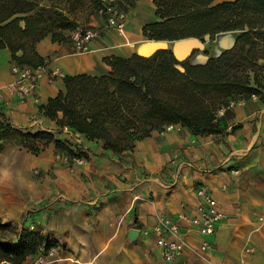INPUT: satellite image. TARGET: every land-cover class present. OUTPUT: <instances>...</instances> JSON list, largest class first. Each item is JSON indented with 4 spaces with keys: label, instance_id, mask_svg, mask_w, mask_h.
Returning a JSON list of instances; mask_svg holds the SVG:
<instances>
[{
    "label": "crops",
    "instance_id": "0c3cea01",
    "mask_svg": "<svg viewBox=\"0 0 264 264\" xmlns=\"http://www.w3.org/2000/svg\"><path fill=\"white\" fill-rule=\"evenodd\" d=\"M132 2L123 7L125 36L97 22L99 37L89 52L74 53L70 43L60 45L50 37L35 49L49 69L58 68L64 75H102L110 69L104 57L148 56L165 48L178 59L203 64L234 44V32L213 40L145 39L143 24L155 17L152 0ZM12 63L9 50L0 49V90L13 81ZM60 90L62 78L48 81L44 76L38 83V103L30 98L20 103L5 94L8 104L0 103V114L19 129L55 131L54 121L41 116L38 106ZM233 101L218 118L219 133L151 129L121 154L104 150L100 142L82 140L86 157L70 163L72 167L56 157L53 143L37 154L5 143L0 151V221L20 219L19 228L28 220L38 221L40 231L55 238L58 250L67 254L55 264H264V225L257 221L264 210V90ZM63 137L68 138L65 133ZM199 186L210 191L227 214L207 237L210 252L198 250L201 237L184 222L187 246L183 256L171 262L162 258L152 238L127 237L129 230L151 226L161 215L175 219L179 212L195 214Z\"/></svg>",
    "mask_w": 264,
    "mask_h": 264
},
{
    "label": "trees",
    "instance_id": "16d2710c",
    "mask_svg": "<svg viewBox=\"0 0 264 264\" xmlns=\"http://www.w3.org/2000/svg\"><path fill=\"white\" fill-rule=\"evenodd\" d=\"M152 2L156 20L143 25L146 39L203 40L234 32V45L203 64L179 60L163 48L148 56L104 57L103 62L110 67L106 74L64 75L63 90L38 106L41 116L54 121L55 131L19 129L0 114V151L10 142L37 154L53 143L70 159H84L82 148L63 137L64 127L81 141L100 142L113 154L131 151L135 141L149 135L147 127L179 124L193 135L219 133L215 113L233 99L223 104L219 98L260 93L257 70L264 68L258 64L264 60V0ZM99 5V0H93L92 13L104 25L97 14ZM73 27V19L61 9L43 6L40 0H0V49L7 48L12 62L19 66L45 64L36 44L50 37L52 42L68 45L63 31ZM137 123L145 126L138 136L133 132ZM9 227L0 221V229ZM55 246V238L23 224L13 237L0 236V264H24L27 256Z\"/></svg>",
    "mask_w": 264,
    "mask_h": 264
},
{
    "label": "built area",
    "instance_id": "2783aa9c",
    "mask_svg": "<svg viewBox=\"0 0 264 264\" xmlns=\"http://www.w3.org/2000/svg\"><path fill=\"white\" fill-rule=\"evenodd\" d=\"M128 1L132 2L134 0H99L100 5L97 9L99 18L103 20L105 27L113 29L120 36H125L124 27L127 11L123 7ZM99 33V29L95 26L88 28L77 26L70 35L72 52H89L91 50V42L99 37ZM10 71L13 75L12 83L5 86L3 90H0V103L3 105L8 104L5 99V94L15 98L20 103H25L29 98L32 99L33 102L38 103L39 95L37 89L39 80L44 76L47 77L48 81H52L56 77L62 78L64 76L63 72L58 68L49 69L47 63L37 66H19L12 63ZM251 96L255 97L256 94H251ZM234 104L233 100H229L225 106L218 108L215 113L216 118L222 116L225 111L231 109ZM181 128L179 124H168L164 129L180 130ZM63 131L65 135L73 138L78 144L81 142L80 137L66 127L63 128ZM56 157L70 167H72L70 163L79 164L83 161L80 157L70 159L63 153H56ZM176 158L177 155H174L173 159ZM232 172L235 175L239 174L238 170H232ZM34 173L37 174L38 172L35 170ZM195 194L200 199L199 204L195 208V214L187 216L183 212H179L175 219L161 215L156 219L153 225L138 230V234L143 238L153 239L155 244L159 247L161 256L165 261H174L183 256L185 252L187 244L182 236L183 227L181 222H184L188 228L195 229L201 237L198 245V250L200 252L206 253L213 249L207 237L215 232L217 224L224 220L227 214L212 193L205 187H197L195 189ZM257 221L260 225H264V210L259 214ZM28 223L29 220L24 225H27L29 230H34L35 225L32 222ZM39 232L42 233L40 230ZM57 251L58 247L55 246L48 249L45 255L37 254L35 256H27L24 264L46 263L48 261L47 258L57 253ZM178 264H186V262L181 260Z\"/></svg>",
    "mask_w": 264,
    "mask_h": 264
},
{
    "label": "rangeland",
    "instance_id": "374dc122",
    "mask_svg": "<svg viewBox=\"0 0 264 264\" xmlns=\"http://www.w3.org/2000/svg\"><path fill=\"white\" fill-rule=\"evenodd\" d=\"M40 4L43 5V6H49V7L59 8L66 15H68L71 19H73V21H74V27L72 29L64 30L63 31L64 34L66 36H68V41L69 42H70V35H71L72 31L77 26L83 27V28H88V27H91V26L97 27L98 20L94 18L93 13H92L93 0H40ZM152 4H153V2H152ZM153 6H154V4H153ZM154 10H155V6H154ZM154 16H155V14H154ZM153 20H156V16L154 17ZM153 20H150V21H153ZM145 23H147V22H145ZM215 37L213 39H215ZM213 39H210V40H213ZM69 42H68V44H69ZM136 54H138V53H136ZM258 64L260 66L263 65L264 64V60H259L258 61ZM178 69H181V68H178ZM257 74H259L258 75V80H260L259 81L258 88L261 87V89L264 90V84L262 82L263 81V78H264V68L257 70ZM250 75L252 76L253 73L250 72ZM262 90L260 92H262ZM239 96H248V95L247 94H243V93H240V94L239 93H235V94L231 95L230 97H227L226 99L219 98L218 99V102L224 104V102L226 100H228L229 98L236 99ZM233 99H230V100H233ZM164 128H161V127H147V130H151V129L152 130L153 129H157V130H160L161 129V130H163ZM144 130H145V126L143 124L137 123L136 124V127H134V131L133 132L138 136V135H141L144 132ZM68 139H70L75 144L79 145L80 147L82 146V141L78 144L75 140H73V138L68 137ZM57 153H62V152H58L57 151ZM71 166H72V164H71ZM67 167H70V166H67ZM33 174H35V173L33 172ZM43 202L47 203L48 201L47 202L46 201H43ZM18 220H16L15 222H14V220L13 221L12 220L2 221V223H8V224H10L11 227L6 228V229H0V236L7 237V238L13 237V234L15 232L14 230H16V229L18 230V228H19L20 219H18ZM36 222H38V221H33V224L35 225V228L37 230H41L40 227H39V224L36 223ZM58 245L59 244H57L56 247H59L60 246V245L59 246ZM46 253L47 252L44 251V250H39V253L38 254L45 255ZM61 253H62V251L61 250H58L57 253H55L54 255H52V256H50V257L47 258V260H48L47 262L48 263L46 262V263H43V264H55L56 262H59V261L63 260L62 259L63 256H66L67 254L62 255ZM73 264H76V263H73Z\"/></svg>",
    "mask_w": 264,
    "mask_h": 264
},
{
    "label": "water",
    "instance_id": "95a60500",
    "mask_svg": "<svg viewBox=\"0 0 264 264\" xmlns=\"http://www.w3.org/2000/svg\"><path fill=\"white\" fill-rule=\"evenodd\" d=\"M183 40V39H181ZM178 41V40H177ZM179 60H183V59H179ZM138 236V231L136 229H131L129 230L127 237L131 240L134 241L135 238Z\"/></svg>",
    "mask_w": 264,
    "mask_h": 264
},
{
    "label": "bare ground",
    "instance_id": "6f19581e",
    "mask_svg": "<svg viewBox=\"0 0 264 264\" xmlns=\"http://www.w3.org/2000/svg\"><path fill=\"white\" fill-rule=\"evenodd\" d=\"M232 39V38H231ZM217 42V41H216ZM218 43V42H217ZM128 44V43H127ZM177 46V45H176ZM218 46V45H217ZM177 68H181L179 65L176 66ZM48 263V262H47ZM87 264V263H86Z\"/></svg>",
    "mask_w": 264,
    "mask_h": 264
}]
</instances>
